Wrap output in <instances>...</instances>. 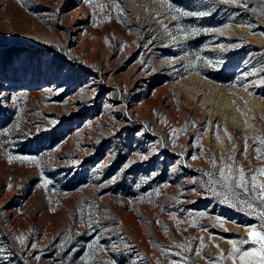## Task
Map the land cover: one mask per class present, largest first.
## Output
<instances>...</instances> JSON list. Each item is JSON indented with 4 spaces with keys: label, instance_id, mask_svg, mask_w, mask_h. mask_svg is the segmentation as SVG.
Returning <instances> with one entry per match:
<instances>
[{
    "label": "rangeland",
    "instance_id": "rangeland-1",
    "mask_svg": "<svg viewBox=\"0 0 264 264\" xmlns=\"http://www.w3.org/2000/svg\"><path fill=\"white\" fill-rule=\"evenodd\" d=\"M117 2L0 0V264H233L260 224L204 174L264 168V0Z\"/></svg>",
    "mask_w": 264,
    "mask_h": 264
},
{
    "label": "snow or ice",
    "instance_id": "snow-or-ice-1",
    "mask_svg": "<svg viewBox=\"0 0 264 264\" xmlns=\"http://www.w3.org/2000/svg\"><path fill=\"white\" fill-rule=\"evenodd\" d=\"M19 2V0H18ZM88 2H91V0H88ZM167 2V0H165ZM222 3H230V4H237L239 6H244L246 5H241L240 0H221ZM103 6H101V9ZM170 10H174L175 12L179 13V16L181 17H188V16H196V17H203L206 15H209L207 12H192V11H187L182 8L176 7L172 8L171 4H169ZM113 10L117 11L118 15H122L124 12V9H122L121 5L117 2V0H113ZM178 18V17H174ZM249 29L253 27V25L249 24L246 25ZM201 29L199 28H192L191 32L193 35L199 33ZM215 31L217 33L222 34V30L220 28H204L203 32L208 33ZM259 35L264 36V32L259 33ZM223 47V46H221ZM196 59L199 60L201 57L199 55L196 56ZM205 63L208 64L210 67L212 66V62L209 60H205ZM192 67H196L195 64L192 65ZM255 75V73H253ZM259 84H264V79H261L259 81ZM236 84H233L232 87H235ZM243 88L245 91H248L249 85L244 84ZM249 95H252L251 92L248 93ZM264 98V97H262ZM240 111V109H237ZM243 115L244 113L241 112ZM189 127V124L186 123L183 128L181 129H172L171 135L176 136L178 132H184L187 131ZM191 127L195 128L196 125L194 123L191 124ZM218 127V126H214ZM200 131V129H198ZM225 135L228 136L229 141H232V136L230 133H228L227 129H224ZM217 141H219V135H216ZM255 141L258 142L257 146L253 148V151L256 153V158L257 160L264 161V138L260 137L257 135L256 137L253 138ZM197 147L202 146L199 144V141L197 140L196 143ZM248 144H247V137H245V145H244V151L240 153V155H245V158L247 159V151H248ZM139 158L141 160L147 159L148 157L143 154H138ZM196 156H193L192 159H196ZM9 162H12L13 160H18V161H29L34 164H39V160L37 157L34 156H8ZM222 162L221 165L217 166L216 162L213 159L209 161L211 163L212 167L217 170L219 179H212L214 173H205L204 175H207L210 177L208 180V184L211 186L210 191L214 192L216 195H220V193L217 191V185H219L221 188L226 189L227 192L233 193L238 199L242 200L243 204L247 206L248 209L255 211L253 208L252 203L248 202L247 200H243L240 196L239 193H235L234 189H240L242 190L245 194H248L249 192L254 195L261 208H264V182H261L258 177H264V168H259V169H252L249 173H245L243 168L236 164V158L233 156H229L226 153L222 156L221 158ZM228 161H232L233 163L229 164ZM127 167V165H125ZM43 181V187H47L48 184L50 183L49 180L41 177ZM113 182L115 181V177L112 178ZM250 185V186H249ZM143 199V198H142ZM224 203H229V195L225 194L224 195ZM202 215V214H201ZM257 218L260 221V224L257 226L255 224L252 225H246L244 226L245 231L247 233V239H230L227 241L228 244H230L231 251L227 254L228 258L233 261V264H236V261H239V264H264V210L259 211L256 213ZM173 219H175L173 217ZM159 223V221H157ZM179 223V222H178ZM220 226H223V221H218ZM192 226H195V221L192 222ZM167 229H165V232ZM21 243H23L24 237L21 236L18 238ZM243 245H249L248 248L244 249L242 248ZM32 247H36L35 245H32ZM89 247H92L90 244ZM204 247V242L203 239L201 240V248ZM218 247V246H217ZM200 254V250H197V255ZM224 256L223 253H221L220 257H217V260L222 259ZM36 259H39V257H36Z\"/></svg>",
    "mask_w": 264,
    "mask_h": 264
},
{
    "label": "bare ground",
    "instance_id": "bare-ground-1",
    "mask_svg": "<svg viewBox=\"0 0 264 264\" xmlns=\"http://www.w3.org/2000/svg\"><path fill=\"white\" fill-rule=\"evenodd\" d=\"M249 83H250V82H249ZM250 87H253V86H250ZM194 91H195V97H196V96L199 94V91H200V90L196 88V89H194ZM243 94H244V93H243ZM247 95H248V94H247ZM247 95L244 94V96H247ZM193 96H194V94H193ZM249 96H250V95H249ZM226 101H227V99H226ZM242 126H246V123H243Z\"/></svg>",
    "mask_w": 264,
    "mask_h": 264
}]
</instances>
